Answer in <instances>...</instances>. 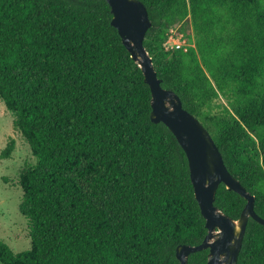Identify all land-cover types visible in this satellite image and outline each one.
Segmentation results:
<instances>
[{"label": "trees", "instance_id": "obj_1", "mask_svg": "<svg viewBox=\"0 0 264 264\" xmlns=\"http://www.w3.org/2000/svg\"><path fill=\"white\" fill-rule=\"evenodd\" d=\"M140 1L162 87L210 132L264 219L263 0ZM112 20L106 0H0V100L36 159L20 181L31 247L0 239L1 264H180L177 247L207 235L187 156L152 122L150 87ZM177 25L195 49L165 52ZM221 96L230 110L216 112ZM14 151L11 139L0 164ZM246 203L219 187L215 206L234 220ZM207 260L204 250L188 264ZM238 264H264L253 219Z\"/></svg>", "mask_w": 264, "mask_h": 264}, {"label": "water", "instance_id": "obj_2", "mask_svg": "<svg viewBox=\"0 0 264 264\" xmlns=\"http://www.w3.org/2000/svg\"><path fill=\"white\" fill-rule=\"evenodd\" d=\"M106 2L113 14L112 24L150 87L152 122L163 123L187 156L195 197L206 221L207 235L202 244L178 246L177 260L180 264H188L191 254L208 250L207 264H238L249 220L264 226V219L255 211L256 197L228 171L210 132L183 107L181 98L174 91L162 87L153 58L144 45L152 26L146 6L140 0ZM222 184L247 202L238 220L215 206Z\"/></svg>", "mask_w": 264, "mask_h": 264}, {"label": "rangeland", "instance_id": "obj_3", "mask_svg": "<svg viewBox=\"0 0 264 264\" xmlns=\"http://www.w3.org/2000/svg\"><path fill=\"white\" fill-rule=\"evenodd\" d=\"M264 7V0H263ZM179 25L170 28L177 30L178 35H184L189 46H196V38L192 30L191 34L179 29ZM166 43V42H165ZM165 52L168 51L164 44ZM216 112L230 110L226 98L220 97L215 104ZM14 115L8 111L0 100V153L8 142L15 140V151L11 159L0 164V239H2L15 253L27 251L31 247V227L23 212L28 209L25 204L24 193L20 186L21 177L36 165V159L23 135L13 125ZM91 180V179H89ZM84 192L90 194L86 180L78 181ZM102 206L101 201H96ZM1 264V263H0Z\"/></svg>", "mask_w": 264, "mask_h": 264}, {"label": "built area", "instance_id": "obj_4", "mask_svg": "<svg viewBox=\"0 0 264 264\" xmlns=\"http://www.w3.org/2000/svg\"><path fill=\"white\" fill-rule=\"evenodd\" d=\"M184 39V35L179 36L177 30L172 29L170 34H168L165 46L167 47L168 51H183L185 53L196 48L195 45L189 46Z\"/></svg>", "mask_w": 264, "mask_h": 264}]
</instances>
